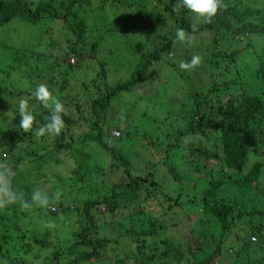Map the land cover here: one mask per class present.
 Instances as JSON below:
<instances>
[{"label": "rangeland", "instance_id": "1", "mask_svg": "<svg viewBox=\"0 0 264 264\" xmlns=\"http://www.w3.org/2000/svg\"><path fill=\"white\" fill-rule=\"evenodd\" d=\"M40 1L27 0L34 7ZM167 1L169 0H164L166 3H159L158 0H130L134 6L131 9L122 8L118 0H109L105 5L100 2L92 3L87 7V13L81 16L86 26L80 45L81 57H77L71 50L77 36L61 21L46 18L34 25L16 19L6 26H0V87L6 91L5 101L0 102V131L16 132L21 129L19 125L22 117L18 107L20 101L27 100L32 111L35 106L25 94H19L31 91L30 96L35 97V90L40 84L46 85L64 105L65 115L77 119V123L72 126L64 124L63 130L69 138H73L71 142L74 146L73 150L57 156L60 161L58 165L51 161L32 183L20 182L16 188L8 184L10 176H0V204L9 208L13 219L10 232H4L10 234L11 242L5 247L6 250L16 254L13 247L19 243L18 249L23 246L21 255L24 250L27 258L36 264H41L46 256H52L56 251L67 252L80 239L82 228L91 226L81 204L86 200L101 199V194L109 192L113 185L124 178L121 168L123 163H114L112 154L93 140L97 133L90 123L96 117L87 90L93 82L102 83L100 64H105L110 86L125 83L132 77L144 54L154 53L163 43H168V40H162L163 36L176 33L183 23L199 29L206 22L192 17L187 9L179 7L178 0L174 4V8L178 6L177 10L168 12ZM248 3L253 9H264V0H249ZM142 7L155 14L154 17L145 15ZM106 31H110L111 35H107ZM100 34H104V40L94 52L92 45ZM212 40L205 32L200 36L187 32L184 41L175 39L174 48L163 53L161 61L153 64L144 83L131 92L121 93L113 100L105 120V141L110 147L116 146L113 137L115 127H119L122 134L120 137L128 135L130 138L122 146H117V149L124 148V152L132 160L134 172L144 175L155 171L159 188L168 196L179 199L182 208L169 209V204L159 194L145 202L148 206L146 210L150 218L166 219V236L181 242L183 248L190 250L195 242L197 246L193 250L208 245V242L200 238L192 239L194 236L191 229H200L195 223L199 216L197 213H200L199 195L207 189L209 180L204 158L191 156L189 152L183 151L187 146L197 145L201 139L197 136L194 140L183 138L182 144L177 137L178 132L189 124L194 111L191 86L198 87L199 91H206L211 84L208 79L199 75L196 78L203 79L202 85L193 84L194 67L181 69L180 63H189L194 55L204 56L210 49ZM249 42L250 40L236 43L235 39L225 43L221 38L220 43L224 45L219 46L216 51H241L237 68L243 72L241 80L244 87L251 94H261L264 98V74L258 71L261 68L259 61L264 59V47L262 44L249 47ZM200 62L202 63V59ZM77 104L80 110L76 108ZM152 143L159 145V148H154ZM202 143L209 150H219L217 142L203 140ZM173 144L178 145L179 149H173ZM40 146L36 142L29 152ZM258 149V154H262L264 147L259 146ZM258 154L252 155L245 173L255 163ZM26 155L27 152H17L14 157L4 159L0 148V161L7 165L10 173L21 177L25 176L29 168L31 170L34 167L29 160L22 161ZM155 161L159 162L157 169H153ZM112 163L120 167L114 168V173L110 172ZM100 168L105 171L99 176L95 171ZM79 170L81 177L84 174L82 180L79 173L76 176L74 174ZM173 170L180 173L182 181L174 179ZM5 187H13L15 200L9 202V198L4 196ZM26 188L30 190L29 194L25 193ZM37 192L54 202V207L57 208L55 217L35 211L39 201H33L32 196ZM229 193L234 192L231 189ZM229 193L223 195L227 197ZM142 196L145 197L146 194L143 193ZM62 203L64 207L71 206V209H61ZM133 206L132 202L118 210L113 208L115 213L103 205L94 208L92 215L97 220V237L113 240L121 232H126L128 223H123L125 225L118 228V221L122 212L131 210ZM172 222L178 224L173 226ZM43 242H47L49 247L43 248ZM115 246L109 245L101 253V257L93 259L89 264H113L115 258L123 255ZM251 254L255 258L254 253ZM247 260L246 256L232 263L228 258L223 264H243V261L247 264ZM64 263L66 258H63ZM131 264L136 263L131 261Z\"/></svg>", "mask_w": 264, "mask_h": 264}, {"label": "trees", "instance_id": "2", "mask_svg": "<svg viewBox=\"0 0 264 264\" xmlns=\"http://www.w3.org/2000/svg\"><path fill=\"white\" fill-rule=\"evenodd\" d=\"M108 1L41 0L34 7L27 0H0V26H6L16 19L34 25L46 18L61 21L77 36L71 50L77 57H81L80 45L86 32L85 21H82L81 16L87 13V7H90L92 3L100 2L105 5ZM158 1L159 3L164 2V0ZM175 1H167L169 2L166 5L168 12H174ZM118 2H121L122 8L134 7L130 0H118ZM248 2L249 0H219L220 7L217 14L199 29H194L184 23L181 25L185 33L190 32L194 36H200L205 32L213 38L208 52L204 53V56H199L202 63L200 62L201 65L193 68L195 76L192 78L193 84L202 85L201 80L203 79L196 78L199 75L201 78L208 79L211 85L206 91L201 90L202 88L199 91L198 87L191 86L193 87L191 97L194 102V111L190 116L189 124L178 132L177 137L182 144L183 138L194 140L197 136L201 139V142H195L197 145L187 146L183 151L189 152L191 156L198 155L204 158L207 168L206 176L209 182L207 189L199 195L200 213H197L199 216L195 220L200 229L198 231L191 229V231L194 236L192 239L200 238L208 242V245L193 250L197 246L195 242L190 250L183 248L181 242L166 236L167 220L150 218L145 202L160 194L169 204V209H180L182 205L179 199L168 196L159 188L155 171L144 175L134 172L132 160L124 152V148L117 149V146H122L128 141L130 138L128 135L120 137L122 136L120 133V138L114 135L115 147H110L105 141L107 130L105 120L113 100L121 93L131 92L145 82L153 64L161 61L163 53L174 48L176 33H173L162 37V40H168V43H163L159 50L142 56L132 77L125 83L110 86L107 82L108 71L105 64H100L102 83L93 82L91 88L87 90L90 94L89 101L92 102L91 108L96 117L90 123L91 128L97 133L93 140L112 154L114 163L120 161L123 163L121 168L124 178L112 188L109 187V192H103L101 199L86 200L81 204L91 226L82 228L80 239L78 238L67 249V252L56 251L52 256H46L41 264H63V258H66L64 264H89L93 259L101 257V253L109 245L111 247L116 245L115 247L123 253L122 257L115 258L113 264H131V261L136 264H223L225 259L229 258L233 263L234 260L246 258V256L247 264H264V150L262 149V154H258L259 146L264 147V98L261 94H251L244 87L241 80L243 72L237 68V60L241 51L235 50L232 53L216 51L219 46L224 45L220 43L221 38L225 43L235 39L236 43L250 40L249 47L261 44L264 47V9H253ZM142 8L145 15L150 14L154 17L155 14L144 10L145 7ZM106 34L111 35V32L106 31ZM103 40L104 34L96 38V42L92 45L94 52ZM257 41L260 43H256ZM205 60L208 61L203 63ZM259 64L261 68L258 71L264 74V59L260 60ZM5 92L0 87L1 103L5 101ZM22 94H25L35 106L32 129L27 132L23 129L16 132L0 131V148L4 159L14 157L17 152H27L22 161L26 159L34 165L33 169L29 168L25 176L21 177L10 173L7 165L0 161L2 162L0 163V176H10L8 184L15 188L20 182L32 183L37 176L41 175L42 169L51 164V161H55L58 165L60 161L57 156L73 150L74 146L71 142L73 138H69L63 128L59 134L46 132L44 136H36L35 132L40 127H46L52 123L53 112L45 108L42 102L35 97H31V91L19 95ZM76 108L80 110L78 104ZM60 115L64 124L72 126L77 123V119L63 112ZM115 131L120 132L119 127H115ZM203 140L217 142L219 150L213 151L202 146ZM36 142L44 146L42 149L40 146L33 152H29ZM152 146L159 148V145L156 146L155 143H152ZM172 148L179 149V146L173 144ZM255 154H258L256 155L257 160L245 173L252 155L255 156ZM1 158L4 160L3 157ZM114 163L110 169L111 173H114V168H120ZM158 164L159 162L155 161L153 169H157ZM80 171L74 174L76 176L79 173L78 176L82 180L84 174L81 177ZM104 171L100 168L95 173L100 176ZM172 172L174 179L182 181L180 173L175 170ZM231 189L234 193H229ZM29 192L30 190L26 188L25 193L29 194ZM143 193L146 194L145 197L142 196ZM223 193L229 194L226 197ZM132 202L134 206L131 210L122 212L118 221L119 226L117 225L119 228L125 225L123 223H128L129 228L126 232H121L113 240L97 237L96 232L98 233L99 230L97 220L92 215L93 209L103 205L110 211L113 208L118 210ZM37 204H39L38 210ZM37 204L35 211L44 212L51 217L56 216L57 208L54 207L55 204L50 198L47 199L46 204L40 201ZM60 208L70 210L71 206L64 207L62 203ZM124 219L125 222H122ZM12 222L9 208L0 204V264H36L27 258L24 250L21 255L23 246L18 249L19 243L13 247L16 254L5 249L11 242L10 234L4 232L5 230L10 232ZM177 224L172 222L173 226ZM34 241L36 242L37 239ZM42 246L46 248L49 244L43 242ZM251 253H254L255 258ZM243 264H245L244 261Z\"/></svg>", "mask_w": 264, "mask_h": 264}, {"label": "clouds", "instance_id": "3", "mask_svg": "<svg viewBox=\"0 0 264 264\" xmlns=\"http://www.w3.org/2000/svg\"><path fill=\"white\" fill-rule=\"evenodd\" d=\"M179 7L187 9L192 14V17L196 19H203L205 21L210 20L217 14L220 7L219 0H178ZM178 8V6H177ZM174 8V10H177ZM176 39L178 41H184L186 39V33L184 29L176 30ZM201 58L198 55H194L189 63L181 62V69H191L200 63ZM35 97L38 101L42 102L45 108L50 109L53 112L51 117L52 123L46 127H40L35 132L36 136H44L45 133L59 134L64 127V122L60 113L64 111V105L49 91L48 87L44 84L37 86L35 90ZM19 112L21 114V122L19 127L25 132L29 131L33 127L34 115L32 109L28 106V101L22 99L19 103ZM4 196L9 198V202L16 199V194L11 188L5 187L3 189ZM33 201H40L42 204L47 203V196H41L39 192L32 196Z\"/></svg>", "mask_w": 264, "mask_h": 264}, {"label": "built area", "instance_id": "4", "mask_svg": "<svg viewBox=\"0 0 264 264\" xmlns=\"http://www.w3.org/2000/svg\"><path fill=\"white\" fill-rule=\"evenodd\" d=\"M114 135H115L116 137H119V136H120V132H115Z\"/></svg>", "mask_w": 264, "mask_h": 264}]
</instances>
